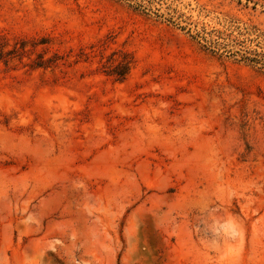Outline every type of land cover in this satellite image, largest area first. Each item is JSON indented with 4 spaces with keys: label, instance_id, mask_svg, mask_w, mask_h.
I'll list each match as a JSON object with an SVG mask.
<instances>
[{
    "label": "rangeland",
    "instance_id": "374dc122",
    "mask_svg": "<svg viewBox=\"0 0 264 264\" xmlns=\"http://www.w3.org/2000/svg\"><path fill=\"white\" fill-rule=\"evenodd\" d=\"M0 264H264V0H0Z\"/></svg>",
    "mask_w": 264,
    "mask_h": 264
},
{
    "label": "trees",
    "instance_id": "16d2710c",
    "mask_svg": "<svg viewBox=\"0 0 264 264\" xmlns=\"http://www.w3.org/2000/svg\"><path fill=\"white\" fill-rule=\"evenodd\" d=\"M201 39H203L204 41H208L204 36H200ZM211 43V41H209ZM209 47V46H208ZM243 60L245 61H250V62H254V63H260V59H258L257 57H250L248 55H242L241 56Z\"/></svg>",
    "mask_w": 264,
    "mask_h": 264
}]
</instances>
